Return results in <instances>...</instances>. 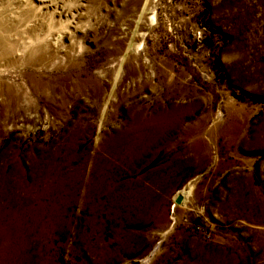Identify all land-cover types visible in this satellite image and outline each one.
Here are the masks:
<instances>
[{"label":"rangeland","instance_id":"374dc122","mask_svg":"<svg viewBox=\"0 0 264 264\" xmlns=\"http://www.w3.org/2000/svg\"><path fill=\"white\" fill-rule=\"evenodd\" d=\"M20 1L0 0L9 40L48 47L0 60V222L24 217L0 256L264 264V0ZM160 111L173 129L125 132Z\"/></svg>","mask_w":264,"mask_h":264},{"label":"bare ground","instance_id":"6f19581e","mask_svg":"<svg viewBox=\"0 0 264 264\" xmlns=\"http://www.w3.org/2000/svg\"><path fill=\"white\" fill-rule=\"evenodd\" d=\"M20 1V0H19ZM21 2V1H20ZM39 2V1H38ZM25 2L23 1V4ZM52 4V3H51ZM22 5V4H21ZM24 5H29L30 6V3H25ZM30 8L35 11V8H32L30 6ZM37 9V8H36ZM21 10V9H20ZM23 11V10H22ZM68 11V10H67ZM55 12V11H54ZM19 13V12H18ZM24 13V12H23ZM49 14V13H48ZM30 15V14H29ZM49 16H51V14H49ZM52 17V16H51ZM9 18V17H8ZM18 18V17H17ZM12 19V18H11ZM1 20V19H0ZM21 20V19H20ZM20 22V21H19ZM5 26H3V24L0 22V60H2V58H7V57H16L19 53L20 54H24L23 57H28V56H25V51H33L34 53H38L39 51H43V49H45L46 47H48V41L44 38H42V36L40 37H37L33 43L31 44H27V46L25 44H22V43H15L14 41H10L9 40V37H8V34L7 31L3 28ZM16 27V26H15ZM6 28V27H5ZM12 31V30H11ZM4 32V33H3ZM9 32V31H8ZM6 34V35H5ZM142 34H136L135 36V40L136 39H140L142 38L141 37ZM15 37V36H14ZM30 40V39H29ZM57 40V39H56ZM18 55V56H19ZM12 57V58H13ZM132 70V69H131ZM133 71V70H132ZM136 72V71H135ZM134 72V73H135ZM138 72V71H137ZM175 118L174 116H172V113H168V112H163V111H160V112H156L153 116H150V117H140V116H137L133 119V122L132 124L129 126V128L125 131V132H133V131H136V130H140V129H145V130H150V131H153V132H164V131H168L170 130L171 128L173 129L174 126H175ZM147 143H153L154 142V139H147L146 140ZM129 143H131L130 139L128 137H126L125 135H120V134H117L116 136H113L112 138L110 139H106L105 141L102 142V144H100L97 149L100 150V151H109V148H113L115 145H126V146H129ZM98 161H96V164L94 165V172L92 173V180L90 182H85L84 180V188L85 189V192H84V195H85V198H83V201L84 203H86L88 201V197L90 196V194H93L92 192H94L97 188H99L100 186V183L98 182L97 179V176L96 175V172L98 171L99 167H98ZM50 169V168H49ZM52 170V169H51ZM54 170V169H53ZM43 171V170H42ZM40 176V175H39ZM42 176V175H41ZM33 177H34V174H33ZM0 179H4V177L0 174ZM33 179V178H32ZM39 180V179H38ZM37 180V181H38ZM59 182V181H58ZM55 185V183H54ZM61 185V184H60ZM34 187V186H33ZM14 188V187H13ZM50 189V190H49ZM52 190H56V191H59L60 190V187L59 189L54 188V187H50L48 186L47 188H45V190L42 192V195H44L45 193H48L49 191L51 192ZM24 192V191H23ZM39 197L41 196H38L36 198V200L39 199ZM178 197V196H177ZM30 198V197H29ZM34 197H31L30 199H33ZM28 199V198H27ZM29 199V200H30ZM26 201V200H25ZM30 202V201H29ZM68 202V201H67ZM25 203V202H24ZM27 203V201H26ZM25 203V204H26ZM23 205V204H22ZM42 204H39L37 208L35 207H30L27 209L28 212H31V213H34V216L32 218V222H31V225H32V231L33 232H37L36 234V239L39 240L41 236L44 235V226L41 225L42 224V221H41V217H40V214L37 212V211H40L42 209ZM54 205V204H53ZM21 206V204H20ZM56 206V205H55ZM24 207V206H23ZM26 207V206H25ZM11 208V207H10ZM54 208V207H53ZM52 208V209H53ZM12 210V209H11ZM17 210V209H16ZM22 209H20L21 211ZM48 211V210H47ZM17 213V216H15L13 213L11 214V217L12 219L15 218V220L17 222H13L11 224V226H7V224L3 223V222H0V238L1 239H6V243L4 245V248L7 250H12L14 251L15 250V239L17 238L18 234H20V232L22 231V226H21V220L22 218L24 217H21L22 214L20 215V213L18 211H15ZM41 212V211H40ZM19 213V214H18ZM55 214L56 212L54 213L52 210H51V213L49 214L48 218H47V222L50 225H53L55 227H58L59 226V223H60V218H56L55 217ZM18 218V219H17ZM94 221V218L91 217L89 219H86V222L88 224H92ZM7 229V230H5ZM30 230V229H29ZM8 243V244H7ZM18 243V242H17ZM16 243V244H17ZM9 244H12V246H9ZM26 242L23 244L22 241H20V245H25ZM2 248V247H1ZM1 254V253H0ZM3 254V253H2ZM6 254H3V256H0V264H8L7 260H6V257H5ZM10 258V257H9ZM23 261V260H21ZM148 261V259L146 260Z\"/></svg>","mask_w":264,"mask_h":264}]
</instances>
